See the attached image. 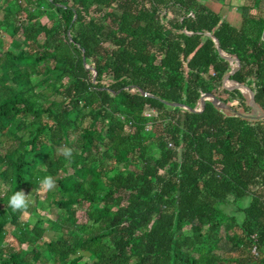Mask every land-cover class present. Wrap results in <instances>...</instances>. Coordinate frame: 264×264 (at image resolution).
<instances>
[{"label":"trees","instance_id":"obj_1","mask_svg":"<svg viewBox=\"0 0 264 264\" xmlns=\"http://www.w3.org/2000/svg\"><path fill=\"white\" fill-rule=\"evenodd\" d=\"M257 23L237 29L198 0H0L3 197L51 176L60 234L44 240L43 216L22 225L7 204L0 264H264ZM43 87L59 100L38 103ZM205 94L229 109L206 99L195 112ZM8 223L17 244L4 250Z\"/></svg>","mask_w":264,"mask_h":264},{"label":"rangeland","instance_id":"obj_2","mask_svg":"<svg viewBox=\"0 0 264 264\" xmlns=\"http://www.w3.org/2000/svg\"><path fill=\"white\" fill-rule=\"evenodd\" d=\"M104 12H99L97 11V8L95 6H89L87 9V19H94L96 21H98L99 23H102L105 25L106 27V31H108L110 24L108 20L103 21L102 19V14ZM43 22L46 25H50V21H47L46 18L43 19ZM78 30V29H77ZM6 43L4 42V46L2 48L6 47ZM108 45H105V47H107ZM87 66L91 67L92 66V61H88L87 62ZM241 90H243L241 88ZM40 91V90H39ZM41 97L40 98H36L35 100L38 103H43L45 106L49 105L51 103L52 100H59V97H55L52 95V90L50 88L47 87H43L41 88ZM226 99H228V106H233L235 108H238L239 106V99L237 98H228V96H224ZM151 115L149 113V111H145V115ZM89 121V119H87V121H85L84 123L86 124ZM29 136V135H27ZM21 149V148H20ZM70 149L67 146H63L61 148H57L56 149V153L60 154V155H64V150ZM71 152H73L74 150L70 149ZM45 176L41 174L40 176V180L43 179ZM8 187L0 182V219L2 218V216L5 215V217H7V211H6V205L8 204V200H6L3 196L6 193ZM26 196V200L28 202V207L26 210H24L23 214L21 215L20 219H19V223L24 225V224H28L30 226L34 225L36 220H37V214L41 215L44 217L43 219V227L45 229L44 234H43V238L46 241L52 240L54 238H56L57 236H59L60 234L57 233L56 231H54L51 227H52V222L56 219L57 217V213L55 208L50 204V199L54 198L55 196L49 193L48 191H42L41 188H39L38 190H33L30 189L27 192H25ZM248 204V199H244L242 202H240L241 206H246ZM86 220H85V216H84V211L83 210H79L77 212V226H82L83 224H85ZM6 228L8 230L7 232V236L5 239V242L2 244V248H4V250L6 249V247H11V246H15L17 243L13 238L12 235V231L13 228L9 223L6 225ZM185 233H188V229L186 228L184 230ZM22 248L24 249L25 246H22ZM217 252L218 253H223L227 256H233L235 254V249H233L231 247V245L226 242L224 239L219 243L218 247H217ZM80 255H84L82 253H80ZM5 254L0 256V259L4 258ZM36 264H50L49 262H46L45 259L43 257H41V259L36 263Z\"/></svg>","mask_w":264,"mask_h":264},{"label":"crops","instance_id":"obj_3","mask_svg":"<svg viewBox=\"0 0 264 264\" xmlns=\"http://www.w3.org/2000/svg\"><path fill=\"white\" fill-rule=\"evenodd\" d=\"M229 25L243 29L247 21L258 22L257 33L264 40V0H198Z\"/></svg>","mask_w":264,"mask_h":264},{"label":"clouds","instance_id":"obj_4","mask_svg":"<svg viewBox=\"0 0 264 264\" xmlns=\"http://www.w3.org/2000/svg\"><path fill=\"white\" fill-rule=\"evenodd\" d=\"M64 154L66 156L71 154V150H64ZM40 188L42 191H48L55 187V181L51 176H45L43 179L39 181ZM26 196L22 191H17L14 195L9 198L8 206L13 211H21L26 210L28 207V202L26 200Z\"/></svg>","mask_w":264,"mask_h":264},{"label":"water","instance_id":"obj_5","mask_svg":"<svg viewBox=\"0 0 264 264\" xmlns=\"http://www.w3.org/2000/svg\"><path fill=\"white\" fill-rule=\"evenodd\" d=\"M213 40L215 41V43H216V46H217V48L219 49V44H218V42L213 38ZM239 67V63H238V61H237V68ZM234 72V71H233ZM233 72H231L226 78H225V80H224V84H225V82L227 81V78L230 76V75H232L233 74ZM227 89H233V88H229V87H226ZM246 91H248V93H249V104L250 105H253L254 104V98H253V95H252V92L251 91H249L248 89H246ZM144 96H147V94H144ZM206 99H210L217 107H219L220 109H223V110H228L229 109V107H227V106H225V105H223L214 95H212V94H205V95H203L202 96V98H201V100H200V105H201V109H199V110H195V112H200L202 109H203V107H204V103H205V100Z\"/></svg>","mask_w":264,"mask_h":264},{"label":"built area","instance_id":"obj_6","mask_svg":"<svg viewBox=\"0 0 264 264\" xmlns=\"http://www.w3.org/2000/svg\"><path fill=\"white\" fill-rule=\"evenodd\" d=\"M146 116H148V115L146 114Z\"/></svg>","mask_w":264,"mask_h":264}]
</instances>
